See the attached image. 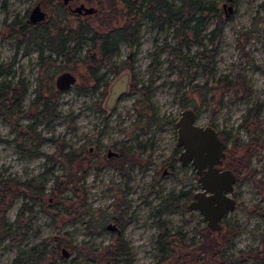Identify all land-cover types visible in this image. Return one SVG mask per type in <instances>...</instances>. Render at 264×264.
<instances>
[{"label":"rangeland","instance_id":"1","mask_svg":"<svg viewBox=\"0 0 264 264\" xmlns=\"http://www.w3.org/2000/svg\"><path fill=\"white\" fill-rule=\"evenodd\" d=\"M212 1L217 4V15H205L196 31L199 45L188 32V43L177 49L181 39L175 33L177 24L158 28L146 17L137 21L131 43H118L117 53L108 61L112 67L109 63L104 67V81L109 82L131 65L130 83L148 87L147 97L129 87L114 108L108 109L98 102L104 98L106 86L92 95L79 92L77 87H83L86 78L81 61L89 47L86 42L73 56L75 62L57 58L54 69H71L76 80L52 97L55 115L48 119L42 112L40 121L35 122L31 114L41 111L42 106V102L30 103L36 76L41 78L46 94L55 87L42 67L37 70L34 48L23 52L16 45L18 34L6 23L16 16L23 20L36 0H0V64L5 67L15 57L11 73H1L0 82L19 88L23 79L27 88L25 97L15 104H11L10 93L0 97V180L14 178L41 190L34 197L18 191L12 197L3 194L4 203L10 202L0 206V216L12 223V230L20 206L24 209L14 238L0 240V264L30 246L45 249L47 257L54 240L64 232L73 247L62 246L68 255L61 254L53 264H106L102 250L117 237L125 241L123 249L127 252L118 259L127 258L128 264H196L193 261L199 257L206 259V254L196 248L205 220L198 210L186 206L189 198H167L168 193L174 197L184 189H199L197 173L189 165H180L174 146L173 122L185 103L186 81L181 69L190 59L194 63L188 70L196 72L194 79L199 84L204 81L210 86L207 97L213 96L200 103L193 86L196 81L189 82V88H194L192 102L199 121L215 115L217 128L227 133L226 149L236 175L231 191L236 204L224 218L237 224L238 230L223 250V264H264V0ZM223 2L233 3L228 15ZM49 12L55 23L60 11L53 7ZM99 14L97 20H90L70 13L67 21L71 26L82 21L102 32L124 20L118 14L101 27ZM209 36L214 38L212 43ZM210 47L215 48L211 57L198 56ZM203 61L211 67L208 75L200 67ZM225 80L230 87L221 90L218 86ZM95 99L100 108L93 106ZM252 110L258 113L251 135L242 124L252 121ZM250 138L263 145L253 148L245 158V144ZM107 148L119 154L105 157ZM60 186L58 200L55 188ZM3 189L0 185V193ZM110 221L121 231L108 229L106 223ZM161 233L168 234L164 255L156 243ZM181 252H189L192 260ZM37 264L47 261L41 259Z\"/></svg>","mask_w":264,"mask_h":264},{"label":"trees","instance_id":"2","mask_svg":"<svg viewBox=\"0 0 264 264\" xmlns=\"http://www.w3.org/2000/svg\"><path fill=\"white\" fill-rule=\"evenodd\" d=\"M87 2H98L100 5V22L99 25L105 26L108 25L112 18L116 15L123 16V22L121 25L113 26L105 33H101L95 31L92 27L90 28L89 24H79L77 26H72L70 28V40L72 41V54H76V52L80 49L83 41L88 40L91 42L92 47L98 50L99 57L102 55H109L110 52H113L117 49L118 40H126L131 43V37L134 36L135 26L139 19L148 18L153 25L161 28L163 25L169 24L172 22L176 24L179 23L180 27L183 30H188L190 27H187L186 24L193 19L197 24L203 23L205 15L206 17L210 14L217 15V4L215 1L208 0H106V3L103 5L102 0H85ZM119 4V5H118ZM261 7L264 8V2H262ZM90 20H97L98 13H94L90 15L88 18ZM219 27V25H218ZM217 27V29H218ZM10 30L13 31V26L10 27ZM219 30V29H218ZM134 31V32H133ZM213 32V31H212ZM175 33L177 34V30L175 29ZM51 47L54 49L56 53L60 52V48L58 44H56V40L53 42ZM179 49L180 44L177 46ZM180 50V49H179ZM73 55V56H74ZM77 60V58H76ZM83 61V59H81ZM75 62V60H73ZM4 72V67L0 64V74ZM86 85L83 84V87L78 86L77 89L79 92L83 93L86 91ZM228 82L224 81L220 84V89L228 88ZM8 84L6 85L4 82H0V97H4L8 95V91L12 89L13 94L20 95L19 88H10ZM183 106V104H182ZM44 112L47 114V118H52L55 115L53 108L44 105ZM253 119L245 120L242 124L245 129H247L252 135L253 129L256 127L255 119L258 113V110H252ZM4 113V112H1ZM251 114V110L248 111ZM261 142H255L250 138L249 141L245 144L246 147V157L248 158L249 152L253 148H257L262 146ZM235 147L240 145L235 144ZM228 149H226V156L224 158V164L234 170L231 160L229 159ZM109 164H113V161H108ZM235 174V173H234ZM72 179H69L71 181ZM0 185L5 187L6 190L3 189L2 193H0V206H7L10 202H5V197H3L4 193H8L11 197L14 192H21L22 195H31L30 197H34L35 194H41V190H39L35 185H31L28 182L15 181L14 178L7 180H0ZM58 186V185H57ZM15 187V188H14ZM21 189V190H20ZM62 187L55 188L56 199L60 198V192ZM54 190V189H53ZM190 189L181 190L177 193L176 196H172L171 193L167 194V198L173 199H186L191 195ZM186 201L183 202L182 205H185ZM23 205L20 206L16 216L14 217V222L16 225L12 230V223L4 217V215L0 216V240L3 239H13L16 234V229L19 228L20 216L23 212ZM1 211V209H0ZM24 228L26 226L24 225ZM219 231H214L209 229L207 226L201 229L202 239L198 242V244L193 245L196 246L199 251L204 252L206 254V259H201L193 261L196 264H223V259L226 258L224 254V248L228 246L231 242L230 238L235 234L238 230V225L235 223H228L226 219L223 217L221 221V227L218 229ZM121 231V229H120ZM167 233H161L157 236L156 243L159 244L160 253H166L164 249L165 242H167ZM115 240L114 244L107 245L102 250V257L106 259V264H117L119 261L116 260V256L120 254H127V252L123 249L125 241L119 238ZM73 247L71 240L67 237V233L64 232L62 236L58 237L54 240V244L48 249L49 254L44 256V250H36L35 246H30L29 248H25V250H20L15 254V256L9 260V262L5 264H37L41 262V259L47 261V264H53L54 261L58 260L61 257V247ZM113 248L111 249V247ZM183 247V245H181ZM180 247V248H181ZM44 248V247H43ZM192 250V249H191ZM182 256L188 259V261L192 260V256L189 252H181ZM164 255V254H163ZM170 259L172 257L167 255ZM123 264H128L123 259ZM156 264H159L158 262Z\"/></svg>","mask_w":264,"mask_h":264},{"label":"flooded vegetation","instance_id":"3","mask_svg":"<svg viewBox=\"0 0 264 264\" xmlns=\"http://www.w3.org/2000/svg\"><path fill=\"white\" fill-rule=\"evenodd\" d=\"M102 1H103L102 4L104 5L106 3V0H102ZM80 2H83L85 5H88V6L92 5L95 10L93 12H90V13H85V12H83V10H80V11L74 10L75 6H77ZM36 4H38L39 9L44 14H43L42 18H37V20H32L30 18V15L32 13L31 10L36 6ZM53 7H55V11L57 9V12L60 11V13H61L60 14L58 12L59 13L57 16L58 19L55 23L52 20V14L49 12L50 8H53ZM222 7H223V11H225L226 7H224L223 5H222ZM100 11H101V8H100V5L98 4V2H91V1L87 2L85 0H36V2L33 5H31V7H29L25 11L23 20L19 19L18 16H16L15 18L9 19V22L6 23L8 25V28L13 26V29H15L16 34H18V38L16 40V45H18V47H21L23 52L29 50L31 47L34 48V50L36 52L35 53V55H36V61L35 62L37 63L36 66H38L37 70H39V68L42 67L43 70L46 71V74L48 75V81L51 80L53 82V87H55L53 89V91H51V92L48 91V93L46 94L44 87L41 88V86H42L41 78L36 76V85L33 87L34 88L33 89V96H32V100L30 101V103L40 104V102H42V106H41V111L38 110V111L33 112V114H31L32 117L34 118V120H36L35 122L40 121V120H38V118H39V115H41V113L44 112L43 108H44L45 104H47V106H49V107L53 106L55 101L52 97L55 95V92L60 91L61 89H65L64 87L59 86L57 83L59 75H61V73L65 72V71L72 73V75H74L73 72L71 71V69H64L63 68V69H60V71H58L59 68L54 69L55 67L58 66L56 63V62H58L57 58H61V59L64 58V60L67 63L68 62L71 63V61H73V55H74V54H72L73 43L70 40V28L72 26L70 24H68V21H67L69 14L72 13V14L76 15L77 17H83V19H88L90 17V15H92L94 13H99ZM80 23L82 24V21H80L79 23H77L74 26H77ZM203 23L197 24L193 19H191V21L186 24L187 27H190L188 30H183L180 27V24L177 23V25H176V30L178 32L177 34H178L179 38H181L179 40V44H180L179 49L181 47H184L186 45V43H188L189 38H187V35H186L188 32L193 33V37H194L193 41L196 44L199 45V43H201V39H197V37H196V31L199 28V26L202 25ZM101 27H102V25H101ZM112 27H110V28H108L102 32L105 33L109 29H111ZM55 40H56V44H58V46L60 48L59 53H56L54 51V49L51 47V45H53V42ZM212 40H214L213 36H209L208 41L212 43ZM121 41H126V40H118V42L116 43L117 49H118V43ZM86 42L89 43V47L84 49V52H83L84 54L81 58V59H83V62L85 64V73H84V75L86 76V78H85L86 91L85 92L92 95L94 93V91H98L100 86L101 87L106 86V92L104 94V98L100 100L99 99L100 97H98V99H99L98 102L101 104V106L103 108H105V107L108 109L114 108V105H115L117 99L120 98L121 95L126 92V91H122L117 96H115V98L110 99L109 92H110V88L113 85V82L125 72L128 75L126 90H128L130 87L131 90L139 91V93L142 92L144 94V96H146V97L148 96V94H149V88L148 87L147 88L145 86H137L136 87V83L131 85V83H130L131 82V72L129 71L131 65L126 66L125 70L118 72L117 75L114 78H112V80L108 79L109 82H107V81L105 82L104 81V78H105L104 73H105L107 68L105 69L104 67L105 66L108 67V65L112 67V64L108 61H109V58L111 56H113L114 54L117 53V49L114 50L113 52H110L109 55H102V57H99L98 50L93 48L91 42H89L88 40L83 41V43H86ZM214 49H215L214 47L205 48L204 50H201L198 53V56H201V54H203L202 56H204V57H207V56L211 57L212 53H210V52H212V50H214ZM128 57L129 58L126 61L130 60V57H132V54L130 53L128 55ZM183 59L186 61V59L184 57H183ZM14 61H15V57L12 58L11 61L6 63V66L4 67V72H3L4 74L7 75V74L11 73V65L13 64ZM189 61H190L189 63H184L182 65V69H181L183 71L182 76H183L184 80L186 81V91H185V98H184L185 103H183V108H188V109L193 110V113L195 114L194 123H197L201 126L209 125V126H212L213 128H215L216 132L218 133L219 139L224 144H226L227 133H225V132H223L217 128L216 122L214 119V117H215L214 114H213V116L208 117L203 122L199 121L200 115H199V112L197 110V107L193 104L194 102H192V100H194V94H191V92L194 90L198 91V96H199L198 99H199L200 103H203V102L206 103V100L208 98L209 99L212 98L213 96L207 97V93L210 89V86L206 85V83H204V81L201 82V84H199L197 82V80L194 79V75L196 74V72H191L188 70L190 65L194 62L191 59ZM60 62H61V60H60ZM200 67L202 69L203 74L205 73V75H208L211 73V67H210V65L207 64V62H205V61L201 62ZM49 68H50V70L47 71ZM75 80H76V76L74 75V80L72 82H74ZM190 81H192V82L196 81L193 84V86L195 88V89L193 88L194 90L189 88L188 84ZM18 83H19L20 95L13 94L14 92H12V89H10L13 87H10L8 85L10 87L9 88L10 90L8 91V93L11 94V104H15V103L19 102V100L21 98L25 97V94L27 92V88L24 86V80L22 79V82L19 80ZM218 87L220 88V86H218ZM229 87L230 86H228V88ZM43 89H44V91H43ZM224 89H227V88H224ZM96 100L97 99L94 100L93 106H95L96 108H100L99 103ZM173 126H174V133L176 135V124H174V122H173ZM176 137H177V135H176ZM174 146L176 147L175 148L176 152H178L176 155V157L178 158L179 157L178 154H179L180 150L182 149V147L177 146L176 144H174ZM226 148H227V144L224 148L225 156H226ZM118 154H119V151H114L110 148H107V153H106L105 157L117 156ZM225 156L222 158V161L219 164L221 168L227 167L223 161ZM186 165H189V167H191L193 169V171H195L194 167H192V165L190 163H188ZM233 172H234V170H233ZM190 190L192 193L194 192L192 189H190ZM192 193H191V195H192ZM191 195H190V197H191ZM186 206H187V204H186ZM111 230H115L116 232H119L120 228L116 224V228L111 229ZM118 257L119 256H116V260L119 261L118 263L123 264L124 261L119 260ZM73 260L75 261V258ZM126 260H127V258H125V262H126Z\"/></svg>","mask_w":264,"mask_h":264},{"label":"water","instance_id":"4","mask_svg":"<svg viewBox=\"0 0 264 264\" xmlns=\"http://www.w3.org/2000/svg\"><path fill=\"white\" fill-rule=\"evenodd\" d=\"M226 7V15L232 11L233 3H222ZM74 10H83L85 13L93 12L92 5L80 2ZM30 18L37 20L43 17V12L38 4L31 10ZM74 80V75L67 71L62 72L58 78V85L64 88ZM128 75L123 73L110 88V99L115 98L120 92L126 91ZM175 119L177 146L182 147L178 154L181 166L190 163L197 173L199 189H196L187 203V207L198 210L206 226L214 231H219L222 218L225 217L236 204V198L231 195L236 181L234 172L226 167L221 168L220 163L225 156L224 144L218 137L216 129L209 125L194 123L195 114L192 109L182 108ZM108 229H115L116 224L110 221L106 223ZM62 254L68 255V251L62 247Z\"/></svg>","mask_w":264,"mask_h":264}]
</instances>
